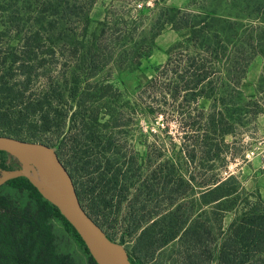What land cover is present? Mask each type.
Listing matches in <instances>:
<instances>
[{
  "label": "trees",
  "instance_id": "16d2710c",
  "mask_svg": "<svg viewBox=\"0 0 264 264\" xmlns=\"http://www.w3.org/2000/svg\"><path fill=\"white\" fill-rule=\"evenodd\" d=\"M91 2L73 3L71 7L65 2L60 12L56 7L44 8L28 22L20 18L17 8L3 16L0 22V36L5 41L4 51L0 53L2 134L42 142L63 154V145L55 137L47 136L48 133L56 134L67 121L98 125L102 105L108 108L103 114L114 116L109 99L117 98L120 93L110 84L90 81L107 66L109 59L117 70L138 65L145 37L134 43L133 31L129 30L128 34L109 31L111 28L103 23L97 34L87 38L86 21L81 18L87 14ZM229 5L234 9V4ZM242 11L244 16L234 14L223 18L212 8L199 7L197 11L167 8L150 20L149 42L165 25L177 31L188 30L189 34L170 50L165 64L158 69L161 71H157L159 74L135 93V100L151 98L165 109L172 108V121L180 135L178 150L176 146L165 147L158 152L161 161L158 171L149 170L150 181L157 179L161 184L165 211L150 224L144 218L134 220L138 234L132 251L126 253L132 264H162L156 258V251L170 245L186 254L183 261L177 258L173 264H194L201 258L204 263L215 260L216 264H264V200L258 193L244 192L237 177L227 169L235 160L231 150L237 135L243 134L260 113L256 101L246 99L240 85L253 57L261 55L264 59V0L247 2ZM251 12H259L260 16L240 30L242 27L236 21L243 17L250 20ZM77 22L84 27L81 33L68 27ZM119 41H126L124 45L132 42V46L124 47ZM144 47L149 50V46ZM37 82L39 85L34 88ZM258 82H262V77ZM201 99L210 101L206 110L198 106ZM190 104L192 108L187 107ZM148 110L161 118L165 115L164 110L152 112L151 107ZM167 129L166 126L165 132ZM227 137L232 142L226 143ZM75 151H81L83 175L88 176L85 187L77 195L89 199L85 210L99 225L93 216L95 207L98 204L107 207L109 196L124 178L111 169L107 158L103 162L97 161L98 158L89 160L87 147L75 146ZM9 180L19 181L17 188L30 190L37 201L39 216L60 211L27 178ZM151 189H146V199ZM241 193L246 196L242 213L228 224L220 246L209 249V241H215L214 236L209 238L213 226H205L197 210L210 205L213 210L230 211ZM145 195L138 192L135 198L143 199ZM144 207L145 200L141 208ZM9 209L6 199L0 196V264H54L48 242L40 237L26 249V244L16 236L14 225L29 218L24 216L23 221L18 212ZM72 231L84 246L73 228ZM31 248L35 254L33 261L28 259ZM88 264H96L89 254Z\"/></svg>",
  "mask_w": 264,
  "mask_h": 264
},
{
  "label": "rangeland",
  "instance_id": "374dc122",
  "mask_svg": "<svg viewBox=\"0 0 264 264\" xmlns=\"http://www.w3.org/2000/svg\"><path fill=\"white\" fill-rule=\"evenodd\" d=\"M253 1L92 0L87 7V14L81 18L86 21L87 38L92 34H97L100 24L103 23L111 28L109 31L119 30L123 34H128L129 30L130 32L133 31L135 33L134 43L136 39L139 41L145 37L142 48L143 55L138 65L124 70H117L109 59L107 66L90 81L91 83L110 84L120 93L117 98L109 99V102H112L111 109L114 108L115 111L113 117L103 114L108 111V108L106 109L102 105V108L99 109L98 125L81 124L78 120L74 123L67 121L56 134H52V131L47 134V136L55 137L63 145L64 153L56 152L68 170L77 194H79V190L85 187L84 180L86 181L88 176L83 175L84 170L79 160L81 151L77 153L75 146H78L79 149L83 147L90 149L89 155L91 156H89V160L98 158L97 161L103 162V158H107L112 166L111 169H116L119 175H123L122 178L124 179L118 181L116 188L108 198V206L103 207L98 204L95 207L96 210L93 216L98 222L97 227L102 234L110 242L121 247L125 254L132 251L134 240L138 234V230L136 231L134 228V220L144 218V221L150 224L155 219L159 220L165 211V195L160 189L161 184L157 179L151 182L148 173L150 169L156 171L159 169L161 161L158 152L163 151L165 147L170 149L171 146H176L175 150H178L180 135L178 127L172 121V108L165 109L153 99L146 98V95L144 96L146 100H135V93L143 88L153 76L159 74L161 69L160 71L158 69L165 64L170 50L179 46L188 36L189 31H177L171 29L169 25H165L159 34L149 42L148 38L151 35L149 33L151 30L150 20L167 8L197 11L199 7H203L206 9L212 8L215 13L223 18L234 14L244 16L245 12L242 10L245 4L247 2L251 4ZM65 2H68L67 6L71 7L74 5L73 3L84 5L89 0H0V22L3 20V16L14 8H17L20 12V18L28 22L44 8L56 7L60 12ZM229 3L235 5L234 9L231 8ZM259 16V12H254L251 14L250 20L243 17V20L236 21V25L242 27L240 30H245L248 21L256 20ZM229 20H233V18H229ZM68 27L76 33H81L84 29L80 22L70 23ZM134 27L137 28L136 31H134ZM25 29H27V26H25ZM3 37L0 36V53L4 51L5 46ZM125 42L119 41L118 43L127 48L132 46V42L124 45ZM148 42L149 45H147ZM144 46H149V50L148 47ZM157 71L159 72L157 73ZM260 77H262L261 83L258 82ZM38 85L39 82L35 83L33 87L36 88ZM240 89L246 99L256 101L260 113L246 126L244 133L237 135L235 139V144L231 150L235 155V160L227 166L228 171L234 172L232 173L234 176L237 175L235 169L242 163L240 159L243 151L264 131V59L261 55L253 57L247 68L245 78L241 82ZM166 102L170 103L168 99H166ZM177 104L173 106H177ZM209 105L210 101L204 99L198 102L199 108L204 110ZM148 107H151L152 112L164 110V117L161 118L150 113ZM187 107L192 108L193 105L190 104ZM71 112H69V115ZM166 126L168 128L167 132H165ZM2 133L0 131L1 135H6ZM20 139L29 140L27 138ZM225 142L230 143L232 139L227 137ZM84 158L87 159V156ZM18 168L12 155L0 151V180L7 171ZM17 182L19 181L9 180L0 185V196H3L10 205L9 210L19 213L20 219L24 216L29 218V221L22 219L24 222L20 224L17 222L14 225L16 236L26 244V249L30 247L34 239L40 237L43 241L48 242L54 264H88V250L85 251V245L83 246L78 241L72 228L63 221L60 211H58V214H49L46 217L39 216L35 197L27 188H17ZM145 187L147 190L152 188L148 192L147 199ZM242 189L246 193H257L256 191H246L244 187ZM138 192L145 195V197L136 199ZM78 197L81 198V205L84 209H87L89 199L83 194ZM245 199L246 196L241 193L234 209L227 212H223L221 209L213 210L210 205L202 206V209L197 210V214L201 215V220L205 222V226H213L210 229L209 238L214 236L215 241L213 243L209 241V244L211 243L209 249L220 246L228 224L235 216L242 213ZM144 200L145 207L143 210L141 206ZM248 200H252V198ZM85 211L87 212V210ZM215 218H219V222H216ZM15 219H18V217H15ZM177 251L180 253L179 257ZM156 254L157 260L159 258L162 264H173L177 258V260L183 261V256H186L184 252H181V248L178 249V247L172 245L158 249ZM34 255V250L31 248L28 259L33 261ZM201 261H203L202 258L194 264H216L215 260L211 263Z\"/></svg>",
  "mask_w": 264,
  "mask_h": 264
},
{
  "label": "water",
  "instance_id": "95a60500",
  "mask_svg": "<svg viewBox=\"0 0 264 264\" xmlns=\"http://www.w3.org/2000/svg\"><path fill=\"white\" fill-rule=\"evenodd\" d=\"M0 151L30 158L57 182L61 204L47 201L58 207L61 215L76 231L96 264H132L124 251L113 246L87 214L79 201L68 170L53 147L42 142L0 134ZM15 177H24L20 169L7 171L0 180V185ZM36 190L39 192L37 188ZM39 194L41 195L40 192ZM100 235H103L105 239H102Z\"/></svg>",
  "mask_w": 264,
  "mask_h": 264
},
{
  "label": "bare ground",
  "instance_id": "6f19581e",
  "mask_svg": "<svg viewBox=\"0 0 264 264\" xmlns=\"http://www.w3.org/2000/svg\"><path fill=\"white\" fill-rule=\"evenodd\" d=\"M12 158L18 165V169H20V172L23 174V176L39 190L45 199L61 204L59 186L55 180H53L39 165L33 162L30 158L23 155H12ZM100 236L102 239H105L103 235ZM112 244L120 251H123L118 245L114 243Z\"/></svg>",
  "mask_w": 264,
  "mask_h": 264
},
{
  "label": "crops",
  "instance_id": "0c3cea01",
  "mask_svg": "<svg viewBox=\"0 0 264 264\" xmlns=\"http://www.w3.org/2000/svg\"><path fill=\"white\" fill-rule=\"evenodd\" d=\"M235 170L241 186L246 191H256L264 199V170L260 169L258 158H254L245 164H239Z\"/></svg>",
  "mask_w": 264,
  "mask_h": 264
},
{
  "label": "built area",
  "instance_id": "2783aa9c",
  "mask_svg": "<svg viewBox=\"0 0 264 264\" xmlns=\"http://www.w3.org/2000/svg\"><path fill=\"white\" fill-rule=\"evenodd\" d=\"M254 158H258L260 162V169L264 170V131L254 142L250 143L245 148L240 162L247 163Z\"/></svg>",
  "mask_w": 264,
  "mask_h": 264
}]
</instances>
